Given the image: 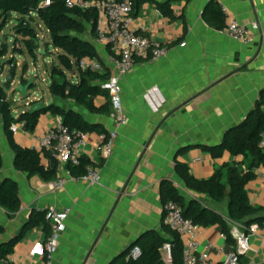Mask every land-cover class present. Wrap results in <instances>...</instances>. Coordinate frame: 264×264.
Wrapping results in <instances>:
<instances>
[{
  "label": "crops",
  "instance_id": "0c3cea01",
  "mask_svg": "<svg viewBox=\"0 0 264 264\" xmlns=\"http://www.w3.org/2000/svg\"><path fill=\"white\" fill-rule=\"evenodd\" d=\"M165 2H171L172 19L162 17L155 4ZM210 5L226 8L225 24L228 19L244 26L256 21L259 30L253 43L242 45L210 26L204 16ZM131 17V28L136 35L159 43L169 53L152 64L137 59L133 69L123 77L121 102L127 123L117 129L111 158L102 159L97 135L90 134L82 158L96 165L100 171V185L71 181L62 191H50L48 183L37 177L28 179L16 172L14 154L0 121L3 160L0 181L14 180L21 201L20 211L13 218L0 209V221L5 228L1 241L17 237L32 211L50 207L68 210L66 229L60 236L54 264H83L141 155L124 194L85 264H109L148 234L157 233L167 238L162 229L164 216L159 194L160 184L164 181L175 185L186 199H200L206 207L222 216L227 215V203L215 205L209 199L187 191L175 173V165L186 164L198 180L210 178L224 164L246 168L243 157L224 154L214 159L201 147L219 145L229 129L245 120L264 92V0H142L134 4ZM13 18L17 23L20 16L13 14ZM39 24L43 26L37 21ZM90 32L88 29L82 39L95 43V35L91 36ZM50 47L47 42L46 49ZM96 49L103 62L114 55L111 47L96 45ZM36 55L48 60L40 43ZM107 69L110 77L112 70ZM73 81L77 82L75 77ZM32 103L29 101L28 108ZM52 103L73 107L72 103L55 98ZM94 103L97 108L101 107L105 99L96 98ZM77 110L82 111L89 122L103 125L108 132L114 130L107 115ZM58 124L59 119L42 115L34 132L22 131L14 139L18 145L30 147L34 137L44 135ZM44 164L47 169L53 167L49 159H45ZM66 171L67 166L57 162V177H66ZM253 173L255 179L246 185V194L251 206L264 211V171L258 168ZM261 217L264 218V212ZM257 225L258 234L250 238V250L243 258L246 264H264V221ZM232 232H243V229L233 225ZM221 237L219 227L201 228L200 243L211 245L206 264H220L223 259L221 249L227 251L231 247ZM41 239L40 229L23 236L14 246L10 264H26L31 245Z\"/></svg>",
  "mask_w": 264,
  "mask_h": 264
},
{
  "label": "trees",
  "instance_id": "16d2710c",
  "mask_svg": "<svg viewBox=\"0 0 264 264\" xmlns=\"http://www.w3.org/2000/svg\"><path fill=\"white\" fill-rule=\"evenodd\" d=\"M83 1L100 2L104 0ZM138 1L141 3L142 0H133V3ZM43 2L44 0H0V31L12 20L13 14L19 15L20 18L12 29L13 54L23 53L21 49L23 47L31 58L36 59L39 40L33 26L37 21L43 25L50 36L48 46L56 50V59L59 63V65L52 66L49 72L48 92L52 98L72 103L73 107L58 106L52 103L40 112H24L15 118L11 103L7 100L5 88L0 85V121L8 145L14 154L13 166L15 171L26 175L28 179L37 177L44 183H51L57 178V161L33 148L18 145L10 132L11 125L24 122L26 131L34 132L40 117L49 114L59 119L60 124L71 131L89 135L96 134L97 136H104L106 139L108 131L104 126L89 122L84 117L83 112L77 109H82L89 114L109 115V95L107 91L101 89V85L109 79V70L100 59L94 43L82 39L83 36L87 35L88 29L91 30L90 35H94V28L98 19L97 11L91 9L81 12L75 9H67L63 0H51L47 7L42 6ZM155 4L162 17L172 19L171 2ZM204 16L205 21L210 26L223 31L225 27L224 15L219 7L210 5ZM6 53L7 48L3 46L0 57ZM82 60H97L101 64V71L81 69L79 63ZM0 70L3 71L1 66ZM74 77L77 80L76 83L73 81ZM30 89H33V86ZM96 98L105 99V104L97 108L94 103ZM35 104L37 103L33 102L31 107ZM263 130L264 92L259 95L245 120L229 129L219 145L201 147L214 159H219L224 154L231 157H243L246 164L244 170L240 169L238 164H224L210 178L198 180L192 176L186 164L177 163L175 165V173L186 190L209 199L215 205L227 203L226 216L206 207L200 199L194 197L186 199L178 188L169 181L160 184L159 194L162 207L168 202H173L180 207L183 217L191 220L196 226L204 229L221 228L222 235L226 237V243L232 246L234 241L231 237V226L239 225L247 230L250 225L260 224L264 221V218L261 217L264 212L263 209L251 206L245 190L246 185L255 179L253 171L258 168L264 171V150L258 147L259 136ZM45 159L52 162V168L47 169L45 167ZM100 165L101 163L98 164V166ZM2 166L3 160L0 152V170ZM90 167L97 168L89 160L81 158L77 166L68 165L67 170L71 177L80 178L86 174ZM20 208L18 184L11 179L0 181V209L4 210L10 218H13L20 211ZM37 229H40L45 235L49 233V225L45 221V210L32 211L17 237L7 242L0 240V264H5L7 258L13 254L15 244L23 236ZM162 229L167 238H162L157 233L148 234L133 243L109 264H162L159 251L164 243L171 245L173 264H182L183 246L179 236L164 224ZM4 234L5 228L0 221V238ZM134 247L140 249V255L135 259L129 256ZM238 262L239 264H246L243 258H239Z\"/></svg>",
  "mask_w": 264,
  "mask_h": 264
},
{
  "label": "built area",
  "instance_id": "2783aa9c",
  "mask_svg": "<svg viewBox=\"0 0 264 264\" xmlns=\"http://www.w3.org/2000/svg\"><path fill=\"white\" fill-rule=\"evenodd\" d=\"M67 9H75L85 12L95 9L98 13L97 23L94 28V45L108 46L113 49L114 55L104 62L105 67L112 70L109 79L101 85V89L107 91L110 100L109 119L114 125V130L108 132V137L97 136L99 150L103 160L112 157L117 129L127 123L121 102V81L134 67L137 59H143L149 64L158 62L167 57L169 50L159 43L145 37L138 36L131 28L133 0H104L100 2H86L83 0H63ZM51 0H44L43 7L50 5ZM220 10L224 17L228 15L225 7ZM259 30L256 21L249 26L239 24L234 19L226 21L223 32L233 41L242 45H251L255 39V33ZM183 46V45H182ZM79 67L83 70L100 72L102 67L97 60H82ZM24 122L11 125L10 132L13 136L25 131ZM89 134L71 131L58 124L50 128L44 135L33 138L30 148L40 153L49 155L52 159L63 165L77 166L82 158V151L88 143ZM258 147L264 150V130L260 133ZM71 181H82L88 186H98L101 182L100 171L97 168H89L84 176L73 178L66 171V177H57L54 182L48 183L50 191H62ZM163 224L176 233L182 242V264H206L209 258L211 245L200 243L198 237L201 228L191 220L185 219L180 207L168 202L163 206ZM68 210H57L54 207L45 210V221L49 225V233L42 232V239L31 245L27 255L26 264H54V256L60 247V236L66 229ZM243 229V228H242ZM259 227L252 224L243 232H232L234 244L227 251L221 249L223 259L220 264H239V258H244L250 250V238L257 235ZM226 242V237L222 235ZM264 239V238H263ZM162 264H173L172 248L164 243L160 248ZM140 255V249L134 247L129 256L133 259ZM8 257L5 264L11 263ZM247 264H254L249 262Z\"/></svg>",
  "mask_w": 264,
  "mask_h": 264
},
{
  "label": "rangeland",
  "instance_id": "374dc122",
  "mask_svg": "<svg viewBox=\"0 0 264 264\" xmlns=\"http://www.w3.org/2000/svg\"><path fill=\"white\" fill-rule=\"evenodd\" d=\"M15 25V19L11 20L0 31V51L3 46L7 48L6 55L0 57V66L3 69L0 74V85L5 88L7 100L11 103L13 116L16 118L24 112H29V101L30 103H40V101L46 104L51 103L53 98L48 92L49 72L52 66L59 65V63L56 59V50L51 47L46 49L47 42L50 43L49 34L43 26L40 24V27L37 26V23L33 28L37 33L38 45L40 43L44 56L48 60H44L40 55H36V59L29 55L26 57L27 53L23 47H21L23 53L13 54L12 29ZM11 62L13 63L11 64ZM13 68L14 70H12ZM67 77L70 78L68 75ZM9 79H11L10 83ZM30 82H32L33 89L28 91V99H24L18 94L17 88L19 85H27ZM60 264H66V262Z\"/></svg>",
  "mask_w": 264,
  "mask_h": 264
},
{
  "label": "water",
  "instance_id": "95a60500",
  "mask_svg": "<svg viewBox=\"0 0 264 264\" xmlns=\"http://www.w3.org/2000/svg\"><path fill=\"white\" fill-rule=\"evenodd\" d=\"M1 73H2V71L0 70V74H1ZM8 81H9V83H10V82H11V79H9ZM31 84H32V82H30V83L27 84V85H19V86H18V88H17V92H18V94H19L22 98H24V99H27V98H28V97H27V96H28V91H29V89H30ZM45 108H46V105H45V104H43V103H37V104L33 105L32 107H30L29 113L40 112V111L44 110ZM142 156H143V155H141V157H140L138 163L136 164V166H135L133 172H132L131 175L129 176V178H128L126 184H125V186L123 187L122 191L120 192L119 197H118L116 203L114 204L113 209L111 210L110 214L108 215V217H107V219H106L104 225L102 226L99 235H98L97 238L95 239V241H94V243L92 244L91 248L89 249V251H88L86 257L84 258V260H83V264H85V263L87 262V260L89 259V257L91 256L92 251H93V249H94V246L96 245V243H97V241H98V239H99V237H100L102 231L104 230V228H105V226H106V224H107L109 218L111 217V215H112V213H113V211H114L116 205L118 204L119 200L121 199L122 195L124 194L125 189H126L128 183L130 182V180H131V178H132V176H133V173L135 172V170H136V168H137V166H138V164H139V162H140Z\"/></svg>",
  "mask_w": 264,
  "mask_h": 264
}]
</instances>
